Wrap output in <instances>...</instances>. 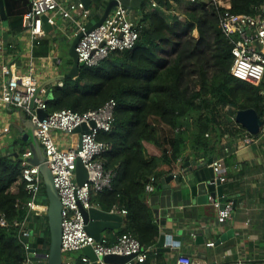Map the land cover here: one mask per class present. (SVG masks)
Listing matches in <instances>:
<instances>
[{
	"label": "trees",
	"instance_id": "obj_1",
	"mask_svg": "<svg viewBox=\"0 0 264 264\" xmlns=\"http://www.w3.org/2000/svg\"><path fill=\"white\" fill-rule=\"evenodd\" d=\"M154 1L153 9H148L149 2L136 7L142 26L132 48L113 51L97 65H80L75 77H65L62 84L50 85L51 97L45 100L48 112L65 107L83 112L99 107L109 98L115 99L112 129L98 133V139L112 145L102 154L104 167L114 172L112 185L110 189L92 192L90 198L104 210L113 204L124 210V226L117 234L128 232L143 245L152 246L158 228L144 183L150 175L156 178L160 172L156 170V159L146 157L145 142L156 146L167 142L162 150L165 153L169 150L174 160L184 156L187 142L198 153L212 154L221 147L229 115L237 109L252 107L261 118L264 116V75L253 83L230 73L232 44L220 28L213 4L204 0ZM20 3L26 6L22 10L18 9ZM230 3L232 13H251L252 5L264 4V0H230ZM28 7V0H6L13 30L23 27L22 15ZM159 8L168 11L181 8L184 20H180L178 13L172 20L167 19ZM98 18L95 15L93 20ZM194 29L198 37L191 35ZM206 43L211 46L210 63L214 70L208 76L205 65H198L197 79L190 86L186 82V67L192 55ZM226 105L231 108L223 112ZM188 116L193 118L192 131L188 133L187 127L176 130ZM154 118L170 128L169 133L162 132L163 139ZM20 174L19 156L0 154V214L4 213L9 220L25 214L16 205L25 199L23 184L17 191L12 190ZM37 217L36 227L42 229V234L32 244L42 251L49 243V229L47 222ZM24 258L23 245L0 225V264H24Z\"/></svg>",
	"mask_w": 264,
	"mask_h": 264
},
{
	"label": "built area",
	"instance_id": "obj_2",
	"mask_svg": "<svg viewBox=\"0 0 264 264\" xmlns=\"http://www.w3.org/2000/svg\"><path fill=\"white\" fill-rule=\"evenodd\" d=\"M204 1L213 4L220 28L232 44L233 62L230 73L235 77L258 83L264 75V4H253L251 13L237 14L230 11V0ZM148 2L156 6L154 0ZM139 12V8L118 3L100 24L88 30L92 12L91 7L86 6L82 0H30L28 9L22 15V26L28 33L29 48L32 50L40 44L46 31L43 26L44 15L47 16L46 21L49 25L55 23L53 17L56 14L72 21L76 27L75 33L82 32L75 45L79 65L93 66L113 51H122L134 46L142 26ZM2 70L8 72L6 66H3ZM37 86L38 80L30 73L11 74L2 84L0 100L22 109L36 126L35 136L42 145L45 162L52 173L61 202L62 252L80 251L82 247L90 245L97 257L96 264H115L104 261L103 257L107 254L128 256V259L120 264H144L152 245H143L133 234L122 232L112 241L102 237L96 240L85 230L86 223L82 209L101 208L99 202L91 200V193L110 189L112 185L114 172L106 169L102 160V154L110 150L112 145L108 141L98 139V133L109 132L112 129L115 99L109 98L99 107L83 112L65 107L47 111L43 118H39L36 108L46 110L45 99L40 94L44 89L34 97V107L30 105ZM230 108L226 105L222 111L228 112ZM229 116L227 129L241 128V125L235 121V113ZM185 121L193 122L192 116H188ZM81 125L83 127L79 131L74 130ZM183 129H186L184 124L176 126V130ZM53 131L76 133L80 142H76L73 147L62 148L56 143ZM245 139L250 140L251 136L245 134ZM31 156L32 152L29 148L19 155L21 174L12 189L17 191L19 185L23 184L25 199L18 201L16 205H20L25 210V214L20 219L9 220L4 213H1L0 225L23 245L24 264H36L37 261L46 264L47 251H38L34 248L32 240L28 238L31 233L30 219L35 215L32 212L46 213L48 208L39 164L31 163L29 160ZM77 159H80L86 170V177L82 183H77L75 180ZM183 159L182 156L177 157V163H182ZM211 164L219 172L213 182L217 178L222 181L220 175L223 171L222 163L214 160ZM155 180V176L150 175L144 183L147 195L155 191ZM208 199L216 209L219 222L222 223L231 217L233 209L231 200L217 196H208ZM106 211L125 214L117 204H113ZM208 244L211 245L213 242ZM90 263V258L82 252L76 258L62 254L61 264ZM173 264H192L191 256L187 253H179ZM233 264H247V262L240 259Z\"/></svg>",
	"mask_w": 264,
	"mask_h": 264
},
{
	"label": "crops",
	"instance_id": "obj_3",
	"mask_svg": "<svg viewBox=\"0 0 264 264\" xmlns=\"http://www.w3.org/2000/svg\"><path fill=\"white\" fill-rule=\"evenodd\" d=\"M20 4L19 10L26 7ZM104 4L105 0H90L92 13L89 25L95 22V15H101ZM159 10L169 19L166 16L168 10ZM5 13L6 18L0 21V93L2 84L11 74L30 73L39 84L69 69L72 61L67 48L76 31L72 21L54 15L55 23L49 30L45 29L40 44L30 50L27 31L23 27L12 29V17L8 16L6 3ZM3 66L8 68V72L2 70ZM50 85L40 93L45 100L51 97V92H48ZM28 122L29 117L22 109L0 100V154L19 156L21 150L30 149L35 133ZM180 123L187 127L188 133L192 131L194 122L182 119ZM160 126L165 127L164 124ZM160 132L162 135V129ZM245 134L251 136V139L246 140ZM53 136L62 148L75 146L78 138L76 133L67 135L62 131H53ZM163 136L165 134L162 139ZM220 143L221 147L216 152L202 154L193 150L187 142L183 162L177 163V159L171 158L169 150L166 153L162 150L163 146L167 147V142H162V146L145 142L146 157L156 159V170L160 172L156 176L155 192L147 195L158 234L148 252L146 264H173L179 253L189 254L192 264H233L240 259L247 264H264V125L257 134L249 133L242 126L228 129ZM186 156H189L193 165L198 160L204 162L209 158L212 162L218 160L222 163L220 197L233 203L231 217L226 221L221 223L217 220V212L210 199L199 202L197 195L191 196L188 186L192 180L187 179L183 166ZM214 171L219 174L215 167ZM171 173L175 175L174 178L166 179ZM159 185L161 189L157 195ZM155 205L158 208H154ZM33 216L29 226L30 236L34 238L37 215ZM122 217L119 228L106 229L101 237L112 241L124 226V215ZM161 232L169 236L180 235V239H168L170 251H161L155 247ZM209 242L213 244L209 245Z\"/></svg>",
	"mask_w": 264,
	"mask_h": 264
},
{
	"label": "water",
	"instance_id": "obj_4",
	"mask_svg": "<svg viewBox=\"0 0 264 264\" xmlns=\"http://www.w3.org/2000/svg\"><path fill=\"white\" fill-rule=\"evenodd\" d=\"M82 1L85 3L86 6H89L90 0ZM143 2L144 0H106L101 15L94 23H92L88 27V30H91L98 24H100L108 15L110 10L115 5H118V3H122L123 5L131 7H138ZM5 3L6 0H0V21L6 18ZM46 19L47 16L44 15L43 26L46 30H49L52 26L47 23ZM81 36L82 32L75 33L67 48L68 55L72 61L69 69L66 72L58 73L42 80L38 84L34 96L30 101L31 107H34V97H36L40 93V91L45 89L46 86L50 85L53 82L61 81L65 77L73 78L77 75V71L80 65L77 53L75 52V45ZM36 113L38 114L39 118H43L47 114V111L41 108H36ZM235 121L238 122L251 134H257L260 128L264 125L263 118H261L257 111L252 107L246 109H237L235 111ZM28 124L31 129H34L35 133V124L30 119ZM82 127V125L77 126L74 130L79 131ZM77 142H80L79 138H77ZM30 150L32 152V156L29 158V160L33 164H39V170L43 177L44 192L46 194L48 202V208L46 211L47 225L49 229L47 264H61L63 254L61 249V202L57 189L53 182L52 173L47 163L45 162L46 158L43 153L42 145L37 140L35 134L32 136V141L30 142ZM211 163L212 159L209 158L207 161L204 162L198 160V162L193 165L189 160V156L185 157V161L183 163L187 179L192 180L190 182L191 185L188 186L190 194L191 196L197 195V200H199V202H207L208 196L220 197L222 195V181L221 179L217 178L213 182L216 173L214 171V166ZM174 176L175 175L171 173L166 177V179H173ZM85 177L86 170L80 159H77L75 169V180L77 183H82ZM157 188L158 190L156 191V194L159 195L161 185L157 186ZM154 208H158V205H155ZM82 212L86 223L85 230L89 234H91L96 240H99L101 238V234L104 230L119 228L123 219L122 215H120L119 213L108 212L96 207L82 209ZM169 238L173 240L180 239V235L177 234L174 236H169L165 232H161L157 238L155 247L161 251H170L171 248L169 247V245H167V241ZM81 252L86 254L90 258V264H96L97 257L93 251V248L90 245L82 247ZM103 259L107 263L120 264L126 259H128V256L118 254H107L103 257Z\"/></svg>",
	"mask_w": 264,
	"mask_h": 264
},
{
	"label": "rangeland",
	"instance_id": "obj_5",
	"mask_svg": "<svg viewBox=\"0 0 264 264\" xmlns=\"http://www.w3.org/2000/svg\"><path fill=\"white\" fill-rule=\"evenodd\" d=\"M145 3H148V0H144ZM148 9H153L154 6L150 5L149 3L147 4ZM181 10V8H179ZM175 9L169 12H166V16L172 20L173 19V15L178 13L180 20H184L183 15L181 14L182 12ZM181 12V13H180ZM184 35V34H183ZM191 35L194 37H198V32L196 29L192 30ZM184 37H187V35H184ZM187 39V38H186ZM205 44V43H204ZM203 44V45H204ZM201 45V47L194 53V55H192L193 57H191L190 59V63L189 65L186 67V82L188 81V85L193 86L195 83V79H197V70H198V65L200 64H204L206 69L208 70V76L211 75V73L213 72L214 68L210 63L211 60V46L206 43V45ZM174 55H171L170 57L172 58ZM153 122L155 123V125L158 127V130L162 129V132H169L170 128L168 125H165L164 128H162L159 124V121L156 120L155 118L153 119ZM162 125V124H161ZM67 135H73V133H69V132H63ZM32 214H35L38 216V220H42V222H47V218H46V214L45 213H38V212H32ZM34 218L31 217L30 220H32ZM42 234V229L39 227H36V234L34 236L37 237L39 235ZM30 240H33L34 238L32 236L28 237ZM80 251H75V252H64V256H73L78 254ZM76 258V257H75ZM36 264H40L38 261L36 262Z\"/></svg>",
	"mask_w": 264,
	"mask_h": 264
},
{
	"label": "bare ground",
	"instance_id": "obj_6",
	"mask_svg": "<svg viewBox=\"0 0 264 264\" xmlns=\"http://www.w3.org/2000/svg\"><path fill=\"white\" fill-rule=\"evenodd\" d=\"M19 155H20V154H19ZM154 192H155V191H154ZM154 192H153V193H154ZM153 193H152V194H153ZM46 199H47V198H46ZM47 203H48V202H47ZM100 209H101V208H100ZM103 210H104V209H103ZM105 211H106V210H105ZM116 213H117V212H116ZM45 214H46V213H45ZM119 214H120V213H119ZM120 215H121V214H120ZM152 247H153V246H152ZM47 249H48V246H47ZM47 249H46V251H47ZM80 252H81V250H80ZM46 264H47V261H46Z\"/></svg>",
	"mask_w": 264,
	"mask_h": 264
}]
</instances>
